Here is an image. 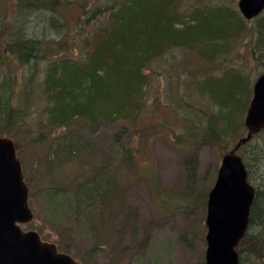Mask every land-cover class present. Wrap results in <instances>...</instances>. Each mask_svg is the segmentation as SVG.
<instances>
[{"label":"rangeland","instance_id":"rangeland-1","mask_svg":"<svg viewBox=\"0 0 264 264\" xmlns=\"http://www.w3.org/2000/svg\"><path fill=\"white\" fill-rule=\"evenodd\" d=\"M60 1L63 29L53 26L54 18L46 25L40 17L28 29L44 42L48 58L24 66L14 60L0 65L2 101L23 114L10 137L18 146L35 215L24 229L37 231L80 264H204L205 197L222 156L246 135L245 112L239 118L235 112L232 118L234 129L240 125L244 130L232 131L220 141L195 139L189 133L203 134L210 118L217 121V133L225 126L222 118L217 120L221 105L207 90L223 83L228 65L227 71L238 79H228L229 83L241 86L243 101L248 93L251 99L264 65V54L253 50V23H246L249 33L234 39L215 60L180 48L154 59L146 69L150 84L135 121L90 124L78 118L69 127L52 128L45 120L50 95L46 69L60 59L83 60L86 38L106 27L108 16L93 18L97 0ZM198 3L183 0L179 10L187 14ZM17 4L18 0H0V21L9 28ZM253 54L262 57V65ZM226 96L227 91L223 99ZM3 121L0 116V135L6 136ZM71 133L77 135L75 140ZM251 144L264 150V132ZM247 170L257 191V167L249 161ZM86 185H93L92 195ZM187 237L193 238L192 246Z\"/></svg>","mask_w":264,"mask_h":264},{"label":"trees","instance_id":"trees-1","mask_svg":"<svg viewBox=\"0 0 264 264\" xmlns=\"http://www.w3.org/2000/svg\"><path fill=\"white\" fill-rule=\"evenodd\" d=\"M182 1L97 0L99 6L93 18L107 13V24L86 38L84 59H60L46 69L45 84L50 95L45 120L49 126L69 127L78 118L90 124L135 121L144 107V90L150 84L146 69L169 49L192 50L201 59L212 61L225 54L226 48L228 50L233 44L219 45L223 39L232 34V37L237 34L236 38H239L251 30L256 39H252L253 50L257 55L264 54V16L248 21L253 26L247 31L245 24L248 22L237 12L235 0H199L187 14L179 10ZM61 4L60 0H18L11 28L0 21V65L11 60L22 66L46 60L49 53L44 42L29 35L28 29L34 28L35 18L39 17L46 25L53 24L50 18H54L53 26L63 29L65 22L58 13ZM207 44L212 48L203 49ZM256 54L253 57L257 64L262 65V57ZM230 68L231 65H228L227 70ZM227 70L221 78L223 83L215 90H207L210 97L220 103L222 109L217 120L222 118L225 126L217 133V121L214 124V119L210 118L203 134L189 133L192 138L200 136L220 141L232 131L238 134L244 130L240 125L234 129L232 118L235 112L238 118L246 112L250 93L243 101L239 96L241 86L234 87V83L228 81H238L237 76ZM262 73L264 65L260 75ZM225 91L227 96L223 99ZM0 116L5 122L2 131L10 136L11 127L18 124L23 114L10 107L8 100L2 101L0 94ZM71 135L73 138L77 136L75 133ZM252 141L242 146L241 150L246 156L243 155L246 164L251 161L257 167L260 186L251 208L248 231L237 247L240 264H264V151L258 149V145L253 147ZM91 186L86 185L85 189L89 188L92 195L94 187L92 189ZM54 194H50L49 198ZM125 218L128 220L129 213ZM192 237L185 238L190 245Z\"/></svg>","mask_w":264,"mask_h":264},{"label":"water","instance_id":"water-1","mask_svg":"<svg viewBox=\"0 0 264 264\" xmlns=\"http://www.w3.org/2000/svg\"><path fill=\"white\" fill-rule=\"evenodd\" d=\"M238 6L252 19L264 10V0H239ZM244 126L247 135L223 156L208 194L205 264L240 263L236 247L248 230L256 189L237 151L264 128V74L254 84ZM28 198L15 143L0 136V264H79L59 252L55 243L43 241L38 232L23 230L22 225L34 219Z\"/></svg>","mask_w":264,"mask_h":264},{"label":"bare ground","instance_id":"bare-ground-1","mask_svg":"<svg viewBox=\"0 0 264 264\" xmlns=\"http://www.w3.org/2000/svg\"><path fill=\"white\" fill-rule=\"evenodd\" d=\"M233 1V0H232ZM238 2H239V0H235L234 1V5H235V8H236V10H237V12L240 14V16H242V18L243 19H245L247 22L248 21H252L253 19H256V18H258V17H262L263 15V11L260 13V14H258L257 16H255V17H253L252 19H247L246 17H244L242 14H241V12H240V9H239V6H238ZM249 23V22H248ZM233 36V34L231 35V36H228V39H223L220 43H219V45H226V44H229V43H231L233 40L232 39H235L236 37H237V34H235L234 35V37H232ZM214 47V46H213ZM210 48H212L210 45H205V46H203V49H207V50H209ZM169 50H171V49H169ZM234 86V85H233ZM264 132V128L262 129V130H260L257 134H255L254 136H253V138L251 139V140H254V138L256 137V136H258L259 134H261V133H263ZM258 149H260V150H263L262 149V147H259L258 146ZM264 151V150H263ZM247 174H248V181H249V179H250V177H249V172H248V170H247Z\"/></svg>","mask_w":264,"mask_h":264}]
</instances>
